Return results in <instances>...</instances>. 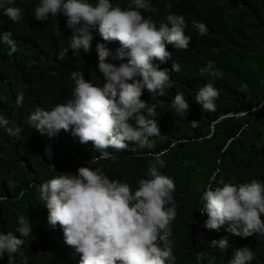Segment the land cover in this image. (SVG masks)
<instances>
[{"label":"trees","instance_id":"trees-1","mask_svg":"<svg viewBox=\"0 0 264 264\" xmlns=\"http://www.w3.org/2000/svg\"><path fill=\"white\" fill-rule=\"evenodd\" d=\"M112 2L124 8L129 0ZM37 3L16 0L15 6L24 12L18 23L0 14V34L11 32L16 43L11 55L8 45L0 43V114L10 121V127L22 129L18 136H10L0 128V231L14 232L21 218H28L31 224V234L23 238L25 243L13 264H21V257L27 264H79L82 255L65 243L59 225H48L39 185L87 166L129 183L134 190L140 178H147L148 166L158 152H165L166 167L160 171L175 182L177 214L170 238L175 264H209V260L228 264L233 251L244 246L255 253L251 264H264V235L240 238L226 232L227 225L208 230L204 227L207 216L199 212L200 196L214 173L213 186L233 178L238 183L264 181V0H151L156 11L142 10L145 18L158 26L169 13L182 15L185 34L192 40L186 50L169 45L173 60L154 61L159 68L168 69L172 86L166 88V95L153 97L144 92L141 97L157 106L161 135L140 147L128 141L124 150L109 149L115 155L109 160H96L99 153L92 142L80 143L70 130L49 137L27 123L36 107L51 110L53 104L71 98L73 71L83 72L94 84L103 83L97 54L68 49L64 55L71 35L65 18L37 21L33 14ZM193 21L207 26L204 36ZM93 35L95 39L97 35ZM119 47L109 49L115 53ZM173 61L181 65L179 73L172 71ZM209 61L218 69L215 77L200 75ZM208 82L219 89V96L215 111L204 112L195 95ZM21 93L24 101L17 106ZM177 93H183L190 105L184 115L170 108ZM224 237L229 243L226 250L211 245ZM198 254L203 255L202 261ZM0 264H8L7 255Z\"/></svg>","mask_w":264,"mask_h":264},{"label":"clouds","instance_id":"clouds-1","mask_svg":"<svg viewBox=\"0 0 264 264\" xmlns=\"http://www.w3.org/2000/svg\"><path fill=\"white\" fill-rule=\"evenodd\" d=\"M15 5L16 0H0V14L18 23L24 12ZM142 10L156 11L151 0H129L124 8L112 0H38L34 18L46 22L50 17H64L71 35L63 54L68 49L97 54L103 83L94 84L85 79L83 72L73 71L71 98L53 104L51 110L36 107L27 117L29 126L49 137L70 130L80 143L92 142L99 153L96 160L114 159L109 149L124 150L128 141L140 147L149 138L161 135L157 106L141 97L144 92L153 97L166 95V88L172 86L168 69L159 68L154 61L164 64L173 60L169 45L186 50L192 37L185 34L187 25L182 15L169 13L157 26L142 15ZM193 26L201 36L208 31L202 22L193 21ZM0 43L8 45L9 55L16 52L11 32L0 34ZM118 45L115 53L110 51ZM181 70V65L173 61L172 71ZM206 74H218L214 61L200 69L201 76ZM218 96L219 89L208 82L198 88L195 102L204 112L215 111ZM23 101L21 93L17 106ZM189 107L183 93H177L170 102L177 114L184 115ZM9 124L0 114V128L10 136H18L22 129ZM191 124L197 126V122ZM164 155H154L147 178H140L134 190L129 183L110 179L100 169L87 166L79 167L76 174H60L38 186L40 201L48 212V225L62 228L65 243L82 254L79 264H175L170 239L171 222L177 214L175 182L160 171L166 167ZM215 176L209 179L199 200V212L207 216L204 227L218 231L227 225L225 231L240 238L264 235V181L238 183L233 178L213 186ZM30 234L28 218H21L14 232L0 231V260L7 255L8 264H13L15 254L25 243L23 238ZM211 245L221 250L229 247L227 237L213 240ZM254 256V251L244 246L233 251L228 264H251ZM198 259L202 261L203 255L198 254ZM21 264H27L23 257ZM209 264L214 262L209 260Z\"/></svg>","mask_w":264,"mask_h":264}]
</instances>
